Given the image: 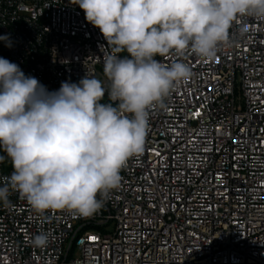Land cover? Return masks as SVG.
<instances>
[{"label":"built area","instance_id":"1","mask_svg":"<svg viewBox=\"0 0 264 264\" xmlns=\"http://www.w3.org/2000/svg\"><path fill=\"white\" fill-rule=\"evenodd\" d=\"M3 35L0 57L48 91L105 80L107 42L75 0H0ZM230 39L211 61L156 57L193 76L150 110L144 152L97 213L40 215L17 192L0 204V264H264V19L238 17Z\"/></svg>","mask_w":264,"mask_h":264},{"label":"clouds","instance_id":"2","mask_svg":"<svg viewBox=\"0 0 264 264\" xmlns=\"http://www.w3.org/2000/svg\"><path fill=\"white\" fill-rule=\"evenodd\" d=\"M98 28L103 76L85 75L48 89L0 57V149L12 172L0 180V204L13 192L35 213L90 217L120 186L121 171L144 152L150 110L193 76L187 51L211 61L232 43L238 17L264 19V0H75ZM241 32L246 29L241 28ZM8 47L7 35L0 36ZM107 94V103H102ZM5 156H0V163ZM99 197V198H98ZM47 233L31 238L39 249Z\"/></svg>","mask_w":264,"mask_h":264},{"label":"trees","instance_id":"3","mask_svg":"<svg viewBox=\"0 0 264 264\" xmlns=\"http://www.w3.org/2000/svg\"><path fill=\"white\" fill-rule=\"evenodd\" d=\"M107 102H109V101H108L107 94H106L104 100L102 101V103H107ZM0 154H6V153H4V151H3L2 149H0ZM9 162H10V161H9ZM10 166H11V165H10ZM11 168H12V167H11Z\"/></svg>","mask_w":264,"mask_h":264},{"label":"rangeland","instance_id":"4","mask_svg":"<svg viewBox=\"0 0 264 264\" xmlns=\"http://www.w3.org/2000/svg\"><path fill=\"white\" fill-rule=\"evenodd\" d=\"M110 227H112V226H110ZM110 227H109V228H110Z\"/></svg>","mask_w":264,"mask_h":264}]
</instances>
